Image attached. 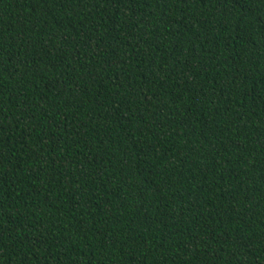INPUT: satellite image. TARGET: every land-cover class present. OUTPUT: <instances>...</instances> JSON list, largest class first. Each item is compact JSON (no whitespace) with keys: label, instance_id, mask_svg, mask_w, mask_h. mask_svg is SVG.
<instances>
[{"label":"trees","instance_id":"16d2710c","mask_svg":"<svg viewBox=\"0 0 264 264\" xmlns=\"http://www.w3.org/2000/svg\"><path fill=\"white\" fill-rule=\"evenodd\" d=\"M0 264H264V0H0Z\"/></svg>","mask_w":264,"mask_h":264}]
</instances>
